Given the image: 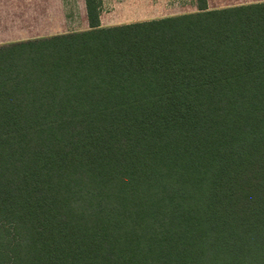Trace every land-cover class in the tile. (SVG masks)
Listing matches in <instances>:
<instances>
[{"label": "trees", "instance_id": "obj_1", "mask_svg": "<svg viewBox=\"0 0 264 264\" xmlns=\"http://www.w3.org/2000/svg\"><path fill=\"white\" fill-rule=\"evenodd\" d=\"M0 46V264H264V2Z\"/></svg>", "mask_w": 264, "mask_h": 264}, {"label": "rangeland", "instance_id": "obj_2", "mask_svg": "<svg viewBox=\"0 0 264 264\" xmlns=\"http://www.w3.org/2000/svg\"><path fill=\"white\" fill-rule=\"evenodd\" d=\"M19 1L13 2L14 8H10L11 5L7 4L8 8L1 13L0 46L50 36L61 29L70 32L87 28L83 0H68L67 19H62L61 13L55 12L56 7L60 6L56 0ZM208 2L211 8H219L245 4L246 0H208ZM63 5L65 7L64 3ZM101 9V25L111 27L191 13L196 7L194 0H103Z\"/></svg>", "mask_w": 264, "mask_h": 264}, {"label": "crops", "instance_id": "obj_3", "mask_svg": "<svg viewBox=\"0 0 264 264\" xmlns=\"http://www.w3.org/2000/svg\"><path fill=\"white\" fill-rule=\"evenodd\" d=\"M15 1V3H18V1L19 0H0V16H1V13L3 12V11H5V9L6 8H8V7H6L7 6V4L10 6V8H14L13 6H14V2ZM103 1V0H102ZM20 2V1H19ZM56 2L57 3H59L60 4V6H57L56 7V10H55V12L56 13H61V18L63 19V18H65V19H67L68 18V16L66 15V13H67V7H68V0H56ZM72 2V1H71ZM74 2V1H73ZM257 2H264V0H246V2H244L245 4H249V3H257ZM63 3L65 4V7H64V5H63ZM73 4V3H72ZM73 7V6H72ZM71 10L73 11V8H71ZM64 12H65V15H64ZM59 17H60V15H59ZM1 18V17H0ZM72 18V17H71ZM135 23V22H134ZM64 33H67V31H62V29L61 30H59V31H55V32H53L52 33V35H56V34H64Z\"/></svg>", "mask_w": 264, "mask_h": 264}]
</instances>
